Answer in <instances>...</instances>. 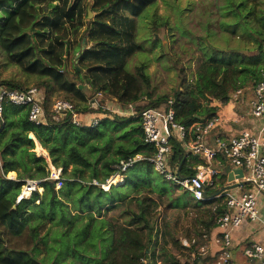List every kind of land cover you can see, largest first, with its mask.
<instances>
[{
    "label": "trees",
    "instance_id": "obj_1",
    "mask_svg": "<svg viewBox=\"0 0 264 264\" xmlns=\"http://www.w3.org/2000/svg\"><path fill=\"white\" fill-rule=\"evenodd\" d=\"M4 1L6 0H2ZM93 1V8L97 14L87 32L93 45L81 56V59L88 60L86 68L90 85L96 92L109 89L123 104L134 103L140 98L143 83L149 82L145 65H141L136 74L127 68L128 59L141 49V45L136 41V18L154 6L157 0ZM43 5L48 6L42 7ZM49 5H53V9L47 10L46 8H50ZM237 9L240 10V7L237 6ZM83 13L84 4L81 0L72 6L71 0H11L0 7V45L11 63L20 65L28 73L48 76L55 83L72 91L73 95L86 100L79 88L73 84H64V76L56 67L62 62L66 28L69 25L76 27L82 24ZM259 21L261 29L256 30L258 35L253 39L254 42L264 40L261 37L264 30V13L260 15ZM86 35L85 33L84 37ZM36 39L41 45L35 48ZM39 52L49 63H45L38 56ZM260 52L263 59L264 44L260 46ZM259 61L257 57L248 58L235 51L226 52L216 48L207 51L196 69L193 82L175 94L173 106L176 110V120L190 126L201 118L214 115L217 106L205 104L203 100L215 99L227 103L238 88L256 84L264 79V67L258 66ZM0 83L23 88L22 85L10 81H0ZM41 88L44 90L43 87ZM44 92L47 105L48 95L45 90ZM76 107L80 111L83 109L96 114L109 112L96 109L98 106L90 109L88 106L81 107L77 104ZM4 115L6 122L0 128V135L9 126L15 125V129L7 140L0 142V225L14 237L20 238L29 233L32 248L30 252L24 249H11L4 242L3 232H0V264H151L154 256L149 253L147 244L154 226L150 223L148 212L143 210L136 214L127 225H114L102 217V209L106 204L104 197L111 189L123 185L111 186L105 191L89 183L93 179L104 181L112 174L115 164L121 159L137 153L153 152V148L143 142V132L138 118L113 114L104 117L95 127H78L68 118L60 122L52 120L49 124L34 126L29 122L25 108L11 104L5 106ZM14 115H16L15 119ZM106 121L111 122L110 126L113 123L138 122L127 132L131 144L128 147H119L121 156L118 160L105 161L101 171L97 167L93 168L87 176V167L91 163L77 143L85 146L89 139L100 136L101 125L104 126ZM28 131H32L38 139H36L37 149L38 144L47 148L39 147L40 154L49 152L52 162L63 167L64 186L65 184L68 186L65 193L66 201L76 197L74 203L77 202L79 208L75 210L80 215L88 210L87 219L78 226V218L72 216L69 218L64 214L62 207L66 205L58 198L53 180L43 183V193L35 192L29 199L19 203L16 201L21 190L20 184H23L26 177H18L19 180L10 179L6 177L8 172L15 174L12 170L23 167L30 177H33V168L41 172L43 177L48 174L46 160L38 156L35 151H30L35 143L29 136H24ZM74 137L77 142L72 144L71 140ZM23 144L26 148L20 152ZM93 148L92 145L91 149ZM174 150L173 164L178 161L181 165V174H188L189 165L194 164V161L176 142ZM69 163L73 164V169L70 175H67L66 167ZM131 168H133L132 174L127 175ZM152 168L153 165L146 161L136 162L126 172L125 186L138 188L142 183L149 185L146 177L149 176ZM101 176L103 178H100ZM159 176L162 177L160 174ZM225 178L226 175L220 176L215 186L207 189V193L216 194L224 186ZM155 181L158 183V178ZM114 195L110 202H126L125 197L117 200V194ZM216 200L222 199H211L201 203L211 204ZM214 209V212L211 207L208 209L211 214V220L206 222L208 230L214 226L212 217L215 215L216 218V214L224 210V203ZM95 213L98 215H94ZM57 218L63 219L66 226L65 230H61L63 253L51 259L54 238L51 237L49 238L51 240L42 243L44 248L42 250L37 237L40 229L47 222L55 223ZM35 249L45 252L44 260L39 259L37 255L39 253H35Z\"/></svg>",
    "mask_w": 264,
    "mask_h": 264
},
{
    "label": "rangeland",
    "instance_id": "obj_2",
    "mask_svg": "<svg viewBox=\"0 0 264 264\" xmlns=\"http://www.w3.org/2000/svg\"><path fill=\"white\" fill-rule=\"evenodd\" d=\"M9 1L11 0L4 2L0 0V7ZM79 1L71 0V6ZM81 2L84 4L83 23L76 27L69 25L66 28L62 62L56 67L64 76V84H73L79 88L86 100L73 95L72 91L55 83L48 76L40 73H28L20 65L11 63L7 53L0 45V81L18 83L23 87L32 85L43 87L48 95V112L56 99H67L81 107L88 106L90 109L98 106L96 109L102 111L115 110L124 106L109 89L96 92L90 85L86 68L88 60L81 59V56L93 45L87 32L97 12L93 8V0H81ZM49 6L50 8H46L47 10L53 9V5ZM237 6L240 7V10L237 9ZM46 13L49 12L46 11ZM263 13L264 0H157L154 6L136 18V41L141 45V49L128 59L127 68L136 74L137 69L141 65H145L149 82L143 83L140 98L134 102L135 107L160 105L166 100L175 99L178 90H184L188 84L193 82L199 63L205 53L212 48L222 49L226 52H239L248 58L257 57L260 59L258 66L264 67V58L261 59L260 56V46L264 44V40L253 41L258 35L256 30L261 29L259 17ZM85 33L86 37H84ZM261 37L264 39V30ZM38 45L41 44L36 39L35 48ZM38 56L45 63H49L41 52L38 53ZM244 98L249 100L250 94H246ZM156 101L158 102L155 103ZM203 101L211 106L219 102L215 99ZM13 118L15 119L16 115ZM137 122L113 123L110 126L111 122L106 121L104 126L101 125L100 136L89 139L85 146L77 143L91 163L87 167V176L93 168L97 167L101 171L105 161L118 160L121 156L119 147H128L131 144L130 135L127 132ZM262 123V119L253 121L252 124L247 122L252 130H258ZM14 129L15 125L9 126L0 135V142L7 140ZM28 132H25L24 136ZM71 141L72 144L77 142L75 137ZM36 144L30 151H39ZM92 145L93 149H91ZM42 146L47 149L44 145ZM25 148L26 145L23 144L19 151L23 152ZM65 152V156H67V151L65 150ZM43 155L49 156L48 154ZM190 159L196 160L191 157ZM229 166L228 164L227 167ZM72 169L73 164L69 163L66 167V174L70 175ZM12 171L15 174H9L10 171L6 175L26 177L25 179L43 178L41 172L35 171L34 168L32 169L33 177H30L23 167ZM132 171L133 168L127 172V175L128 173L132 174ZM157 178L161 183L155 181ZM146 179L149 180V185L142 183L140 187L134 188L129 185L125 186L124 182L123 186L111 189L110 193L104 197L106 204L102 209V217L114 225H127L132 217H136V214L143 210L148 212L150 223L154 226L147 244L149 253L154 256L151 264L155 262L156 264H218L219 255L214 256L216 251L212 246V242L218 235L215 215L212 217L214 226L209 230L206 228V222L211 220L208 209L211 207L214 212V208L223 203V200H216L211 204L193 202L189 193H185L170 181L160 177L154 168ZM251 187L248 185L245 190H249ZM67 189L68 186L65 184L57 192V195L66 205L62 207L64 214L69 218L71 216L78 218V226L87 219L89 212L87 210L81 215L77 213L75 209L79 206L77 202L74 203L77 198L73 197L72 200L66 201ZM230 191L239 192L240 187L230 189ZM114 193L117 194V200L125 197L126 202H110L112 197H115ZM258 209L264 217L263 193L258 199ZM94 215L97 216L98 213ZM63 221V219L57 218L55 223L47 222L40 229L37 237L41 249L43 248L42 243L51 240L49 239L51 237L54 238L51 259L57 257L63 250L61 230L66 229ZM131 225L135 227L134 224ZM0 232H3L4 242L9 248L24 249L30 252L32 241L29 233L20 238L14 237L7 233L1 225ZM193 239L196 242L191 244L190 248L183 246L185 240L191 242ZM200 247H204L206 251L201 252ZM35 251V253H39L37 254L39 259L44 260L45 252L38 249Z\"/></svg>",
    "mask_w": 264,
    "mask_h": 264
},
{
    "label": "built area",
    "instance_id": "obj_3",
    "mask_svg": "<svg viewBox=\"0 0 264 264\" xmlns=\"http://www.w3.org/2000/svg\"><path fill=\"white\" fill-rule=\"evenodd\" d=\"M246 94H250L249 100L244 98ZM227 103L236 111V115L229 122L222 113L216 111L214 115L201 118L187 126L176 120L172 99L160 105L142 108H136L134 103H129L107 113L97 114L80 111L70 100L56 99L48 112L45 92L41 87L32 85L15 88L0 83V128L5 125L4 111L8 104L25 108L27 118L34 126L46 125L52 120L60 122L68 118L78 127H95L104 117L113 114L138 118L143 132V142L153 148V152L137 153L121 159L115 164L112 174L104 181L93 179L89 183L107 191L111 186L124 183L127 170L136 162L146 161L152 164L165 180L189 192L194 201L223 200L224 210L217 213L215 218L219 230L215 241L221 246L218 264H264L263 244L256 241L248 242L240 252L243 260H239L232 240L233 230L246 218L264 224L258 209V195L264 194V79L256 84L238 88ZM247 117L262 119L263 123L256 131L248 128L237 130L231 126L226 130L228 133H216L218 128L223 129L227 123L231 124L230 121L242 124ZM29 135H32L36 144L37 138L35 139L34 133L29 131L27 136ZM175 142L186 155L198 160L189 165L188 174H181V165L178 161L173 164ZM34 151L46 160L48 174L43 178L24 179L17 196L18 203L29 199L35 192H43V183L47 180L55 181L56 191L64 186L63 167L52 162L49 152H47L49 156H45L38 150ZM236 168L243 169V177L235 178L234 181H245L252 186L249 190L234 193L229 189L211 195L207 193V189L215 186L216 180L222 175H226L224 186L227 185L228 171ZM6 177L19 180L16 176ZM195 242L194 239L191 242L185 240L183 244L191 247ZM199 250L206 251L204 247H200Z\"/></svg>",
    "mask_w": 264,
    "mask_h": 264
},
{
    "label": "crops",
    "instance_id": "obj_4",
    "mask_svg": "<svg viewBox=\"0 0 264 264\" xmlns=\"http://www.w3.org/2000/svg\"><path fill=\"white\" fill-rule=\"evenodd\" d=\"M216 105L218 106V110L217 111L222 113L226 117V120H228V122H229V120H231L236 115V111L232 108V106L229 103L217 102ZM253 121H256V119H253L251 117H247V119L242 124H238L236 122L230 121L231 124L227 123L225 125V128H223V129L218 128L216 130V133H218V132L219 133H228L226 130L231 128V126L236 128L237 130L242 129V128L250 129L249 125L247 124V122L252 124ZM250 130H252V129H250ZM253 131H256V130H253ZM38 147H42V146L40 144H38ZM248 185L249 184L246 183L244 185L239 186L240 187V191H244L245 187L248 186ZM239 187H236V188H239ZM236 192H238V191H236ZM39 193H43V192H39ZM260 196H261V194L258 195V199L260 198ZM191 198H192V196H191ZM192 200H193V198H192ZM193 202H196V201L193 200ZM199 203H201V202H199ZM261 217H262V215H261ZM262 218L264 219V217H262ZM218 233H219V230H218ZM232 240H233V247L235 248L234 251L236 252L238 259L239 260H243V259H241L242 255H241L240 252H241V249L248 242L256 241V242H259V243L264 245V224L261 221H253L250 218H246L239 227H237L236 229L233 230V232H232ZM215 242L216 241L212 242V246H214V248H215L214 250L216 251L214 256L221 249L220 244H218L217 242H216L217 243L216 244ZM183 246L187 247V248H190L189 246H186L184 244H183ZM193 255H194V253H193ZM218 255H219V253H218Z\"/></svg>",
    "mask_w": 264,
    "mask_h": 264
},
{
    "label": "water",
    "instance_id": "obj_5",
    "mask_svg": "<svg viewBox=\"0 0 264 264\" xmlns=\"http://www.w3.org/2000/svg\"><path fill=\"white\" fill-rule=\"evenodd\" d=\"M29 137L32 139V135H29ZM242 177H243V169L242 168H236V169L229 171L227 174L228 184L225 185L224 187H222L219 191L223 192L225 190L233 189V188H236V187H239L241 185L246 184V182L243 180H240V182L234 181L235 178L240 179Z\"/></svg>",
    "mask_w": 264,
    "mask_h": 264
}]
</instances>
